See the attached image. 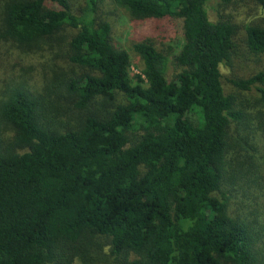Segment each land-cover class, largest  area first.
<instances>
[{"label":"trees","instance_id":"16d2710c","mask_svg":"<svg viewBox=\"0 0 264 264\" xmlns=\"http://www.w3.org/2000/svg\"><path fill=\"white\" fill-rule=\"evenodd\" d=\"M105 1L0 0V41L53 53L0 94V264H264V71L222 73L264 53V0H111L182 24L177 52L132 45L141 73Z\"/></svg>","mask_w":264,"mask_h":264},{"label":"rangeland","instance_id":"374dc122","mask_svg":"<svg viewBox=\"0 0 264 264\" xmlns=\"http://www.w3.org/2000/svg\"><path fill=\"white\" fill-rule=\"evenodd\" d=\"M74 3H83V0H73ZM212 3L215 0H211ZM106 10L109 12V19L112 21L114 38L117 44L130 51L131 70L132 73H141L143 65L140 57L133 52L132 45L135 42L145 38L153 39L160 47L170 48L177 52L183 41L182 24L180 21H166L158 24L153 19H135L131 17L125 9H116L111 0H106ZM240 2V0H239ZM111 10L112 13L109 11ZM229 10L238 13L240 19H253L263 14L260 7L253 3L240 2L238 6H230ZM213 19H217L215 10H210ZM162 25V26H161ZM53 53L48 51L25 52L18 48L13 42L0 41V94L5 86L6 81L14 78H21V75L27 79L33 78L29 83L33 88L40 85L44 71L48 69V63ZM61 65H65L64 58L57 59ZM264 71V53L253 55L244 53L240 58H236L234 67H222L223 81L227 91H231L232 85L229 81L231 77L241 76L248 77L256 72ZM38 81V82H36ZM253 93H245L244 97L249 99L250 113L264 110V105L256 101V95ZM258 120L253 119L254 130L251 131V140L256 145V153L258 156L264 154V126L257 128ZM234 127V125H232ZM232 127V129H233ZM246 133V132H245ZM245 199V198H244ZM243 197H239L237 202H245ZM262 245V244H261Z\"/></svg>","mask_w":264,"mask_h":264}]
</instances>
